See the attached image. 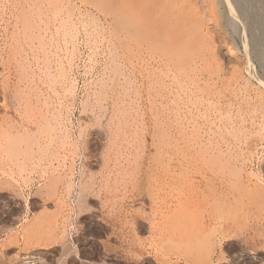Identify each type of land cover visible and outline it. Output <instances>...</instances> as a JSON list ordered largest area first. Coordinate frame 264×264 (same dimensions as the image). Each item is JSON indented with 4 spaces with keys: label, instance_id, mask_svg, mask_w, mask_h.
Returning a JSON list of instances; mask_svg holds the SVG:
<instances>
[{
    "label": "rangeland",
    "instance_id": "374dc122",
    "mask_svg": "<svg viewBox=\"0 0 264 264\" xmlns=\"http://www.w3.org/2000/svg\"><path fill=\"white\" fill-rule=\"evenodd\" d=\"M30 1L0 0V255L8 254L7 264H123L118 261L134 254L137 246L127 253L116 235L131 233L133 219L143 221L141 216L153 221L152 226L160 224L153 203L162 198L171 208L178 202L206 207L194 218L176 221L177 226H188L194 238L183 246L203 252L196 261L211 249L209 264H264V1L215 0L217 6L212 0H161L168 8L162 11L153 0L157 5L150 13L136 6L145 8L148 16L153 13L149 21L168 13V21L178 16L165 22L167 26L173 28L177 20L178 36L185 39L193 33L195 38L186 39L197 38L194 49L187 51L195 57L184 55L195 63L182 57L172 60L174 66L163 60L164 43L158 37L155 48H135L131 35L142 16L133 11L132 0L125 5L122 0L107 2L113 13L106 12L108 5L100 0ZM93 2L104 6L98 10ZM116 3L129 4L133 12L124 6L126 12L118 10ZM228 12L232 23L226 22ZM73 169L77 187L70 179ZM65 200L76 204L72 216ZM149 230L138 237L153 253L159 237ZM114 249L121 252L115 254Z\"/></svg>",
    "mask_w": 264,
    "mask_h": 264
},
{
    "label": "bare ground",
    "instance_id": "6f19581e",
    "mask_svg": "<svg viewBox=\"0 0 264 264\" xmlns=\"http://www.w3.org/2000/svg\"><path fill=\"white\" fill-rule=\"evenodd\" d=\"M18 1V0H17ZM30 1V0H29ZM37 1V0H36ZM36 1H35V3H36ZM39 1V0H38ZM37 1V2H38ZM47 1V0H46ZM51 1V0H50ZM56 1V0H55ZM67 1V0H66ZM76 1V0H75ZM92 1H94L95 2V0H92ZM98 1V0H97ZM101 1H103L104 3L106 2V4L108 5H106L105 7H106V9L104 8V10L107 12H110V10H107V9H111V7L109 8V3H111L110 1L111 0H100L99 2H101ZM114 1V0H113ZM116 1V0H115ZM119 1H121V0H119ZM129 1H131V0H129ZM129 1H128V3H129ZM146 1L147 0H132V6L133 5H135L134 6V12L136 11H138L139 12V16H140V18H141V16H142V20H141V22H140V25H137L135 28H136V31L134 32V31H132V32H134L135 34L134 35H131V34H133V33H130V35L131 36H133V38H134V41H135V43H136V46H135V48L136 47H138L137 45H141V44H144L145 46L144 47H156L155 46V42H156V38L158 37V40H162V42L164 43V44H162V46H161V50H162V52H163V57L165 58V59H163L165 62L167 61L168 63H171V64H173V66L174 65H177L176 63L174 64V61L175 60H177V58L178 59H180V58H182V57H184L185 59L187 58V56L189 55V54H191V52H192V50H191V52L190 53H187V51L189 50V49H194V46L192 45L194 42H193V40L195 41L196 39H193V38H195V37H193V33H189V35L190 36H192L191 37V39H186L187 37H189L190 38V36H188V33L186 34L187 35V37L185 38V39H182L180 36H178V34L176 33V31H178V29H175V27H176V24L175 23H177V27L176 28H179L180 29V27L181 26H179L178 24H180V22L178 23L177 22V20H173V24H174V27H173V25L171 24V27H173V28H170V27H168L167 26V16H168V12L170 11V9H172L171 7H174V6H171V3H170V9H169V11L168 12H166V13H168L167 14V16H166V14H165V17H167V18H165V17H159L160 18V20H156V19H154V20H150L149 21V17L150 18H152V14H151V16H148L149 15V13L152 11V10H154L155 8H159L160 6V8H162L161 10L162 11H167L168 10V8L167 7H163L162 5H164V3H163V1H161V0H155L156 2H157V4L159 3V6H155V5H157L156 4V2L155 1H153V0H151V2H150V0H149V2L151 3H149L148 1V3H146ZM167 2H169L168 0H166ZM175 1H178V2H180V0H175ZM183 1V0H182ZM181 1V2H182ZM186 1V0H185ZM213 1H215V0H212V3H213ZM217 1V0H216ZM216 1L214 2V4L216 3ZM264 1V0H263ZM16 2V1H15ZM26 2V1H25ZM31 2V1H30ZM42 2V1H41ZM40 2V3H41ZM45 2V1H44ZM48 2H49V0H48ZM52 2V1H51ZM50 2V3H51ZM78 2V1H77ZM81 2V1H80ZM79 2V3H80ZM87 2H88V0H87ZM93 2V3H94ZM99 2H96V3H94V5L95 4H97V3H99ZM103 2L102 3H100L102 6H104V4H103ZM107 2H109V3H107ZM117 2V1H116ZM122 2L124 3V5H125V3H127V0H126V2L124 1V0H122ZM143 2H144V4L146 5H144L143 4ZM152 2H154V4L152 3ZM177 2V3H178ZM184 2V1H183ZM187 2V1H186ZM224 2H225V0H223L222 2L219 0V3H221V4H224ZM227 2V1H226ZM11 3V2H10ZM43 3V2H42ZM57 3V2H56ZM82 3H84V2H82ZM86 3V2H85ZM118 3H121V2H118ZM131 3V2H130ZM136 3V4H135ZM163 3V4H162ZM175 3V2H174ZM177 3H175V4H177ZM185 3V2H184ZM26 4V3H25ZM24 4V5H25ZM44 4V3H43ZM47 4V3H46ZM53 4V3H52ZM69 4V3H68ZM72 4V3H71ZM92 4V3H91ZM99 4V5H100ZM117 4V3H116ZM140 4L141 5H143L146 9H148V11H149V9L151 10V8H152V10L151 11H149V13H147V10L145 9V8H143V9H138V7L137 8H135L136 6H140ZM161 4V5H160ZM187 4H188V2H187ZM186 4V5H187ZM189 4H190V1H189ZM5 5V4H4ZM34 5V4H33ZM38 6H39V4H37ZM50 5V4H49ZM54 5H56V4H54ZM54 5H50L51 7H53ZM65 5V4H64ZM74 5V4H73ZM115 5V4H114ZM121 5H122V3H121ZM121 5H119V4H117V8L118 7H121V9H123V6H121ZM127 5V7L126 6H124L125 8H128L130 5L129 4H126ZM129 5V6H128ZM152 5V6H151ZM184 5V4H183ZM216 5H217V3H216ZM229 5H230V3H229ZM27 6V5H26ZM35 6V5H34ZM85 6V5H84ZM88 6H90V5H88ZM101 6V7H102ZM112 6V5H111ZM143 6H141V8L143 7ZM153 6H155V8H153ZM185 6V5H184ZM214 6V5H213ZM218 6V5H217ZM231 6V5H230ZM16 7H17V5H16ZM23 7V6H22ZM28 7V6H27ZM44 7V6H43ZM55 7V6H54ZM65 7H67V6H65ZM70 7V6H69ZM91 7V6H90ZM100 7V6H99ZM100 7V8H101ZM115 7V6H114ZM131 7V6H130ZM129 7V9H128V12L129 11H132V10H130V9H133V7L132 8H130ZM179 9H180V5H178L177 6ZM182 7V6H181ZM187 7H188V5H187ZM191 7V6H190ZM221 7V6H220ZM9 8V7H8ZM33 7H32V5H31V9H32ZM39 8V7H38ZM71 8V7H70ZM92 8V7H91ZM98 10L100 9V8H98V4H97V7H96ZM112 8H113V6H112ZM117 8H115V9H113V11L114 10H116ZM123 9L122 11L124 12L125 10L127 11V9ZM175 8V7H174ZM174 8H173V10H174ZM14 9V8H13ZM17 9V8H16ZM28 9V8H27ZM27 9H25V11L27 10ZM53 9V8H52ZM66 9V8H65ZM68 9V8H67ZM83 9V8H82ZM93 9H94V7H93ZM103 9V8H102ZM120 9V10H121ZM137 9V10H136ZM175 9H177V8H175ZM195 9V12L198 10H196V8H194ZM193 8H191V10H194ZM233 9V8H232ZM242 9V8H241ZM263 9V8H262ZM4 10V9H3ZM35 10V9H34ZM47 10H48V7H47ZM71 10V9H70ZM96 10V9H95ZM94 10V11H95ZM118 10H119V8H118ZM142 10V11H141ZM143 10L146 12H143ZM158 10V9H157ZM37 11H38V9H37ZM37 11H34V12H37ZM43 11V10H42ZM46 11V10H45ZM104 11V12H105ZM119 12L120 14H122L123 12ZM125 11V12H126ZM132 11V12H133ZM177 11V10H176ZM178 11H180V10H178ZM177 11V12H178ZM183 11V10H182ZM242 11V10H241ZM20 12V11H19ZM24 12V11H23ZM39 12V11H38ZM103 12V13H104ZM105 12V13H106ZM111 12H112V10H111ZM110 12V13H111ZM114 12H116V11H114ZM160 12V11H159ZM188 12H190V10H188ZM194 12V11H193ZM226 12V11H225ZM231 12V11H230ZM233 12V11H232ZM25 13V12H24ZM43 13V12H42ZM113 13V12H112ZM117 13V12H116ZM118 13V14H119ZM130 13V12H129ZM173 13L174 12H172V13H170V14H172L173 15ZM191 13H192V11H191ZM223 13V12H222ZM246 13V12H245ZM257 13V12H256ZM261 13V12H260ZM20 14V13H19ZM54 14V13H53ZM74 14V12H72V15ZM101 14V13H100ZM124 14H126V13H124ZM122 15V17H124V16H126V15ZM128 14V13H127ZM133 14V13H132ZM162 14V13H161ZM160 14V15H161ZM196 14V13H195ZM227 14V13H226ZM255 14V13H254ZM6 15V14H5ZM16 15V14H15ZM21 15V14H20ZM30 15V14H29ZM28 14H27V16H29ZM36 15H38V14H36ZM45 15H46V13H45ZM52 15V14H51ZM66 15V14H65ZM68 15V14H67ZM66 15V16H67ZM186 15H187V13H186ZM186 15H184V16H186ZM193 15V14H192ZM235 15V14H234ZM257 15V14H256ZM255 15V16H256ZM259 15V14H258ZM258 15H257V17H258ZM50 16V15H49ZM56 16V15H55ZM119 16H121V15H119ZM119 16H117L118 18H120ZM146 16V17H145ZM147 16H148V18H147ZM162 16H164V14H162ZM169 16H171V15H169ZM182 16V15H181ZM181 16L179 17V18H181ZM222 16V15H221ZM227 17H226V22L227 23H232V20H231V18L233 17V15H232V13H229L228 12V14L226 15ZM254 16V15H253ZM260 16V15H259ZM263 16V15H262ZM39 17V16H38ZM53 17H54V15H53ZM61 17V16H60ZM70 17H71V15H70ZM69 17V18H70ZM116 16H114V18H117ZM155 17V16H154ZM158 17V16H157ZM156 17V18H157ZM173 17V16H172ZM172 17H169L170 19H169V21L168 22H170V20H171V18ZM175 17H178V16H175ZM174 17V18H175ZM190 17H191V15H190ZM192 17H194V15L192 16ZM196 17V16H195ZM225 16H223V18H224ZM2 18V17H1ZM22 18V17H21ZM23 18H25V17H23ZM117 18V19H118ZM174 18H172V19H174ZM185 18V17H184ZM187 18V17H186ZM185 18V19H186ZM26 19V18H25ZM25 19H23V20H25ZM29 19V21H30V18H28ZM33 19V18H32ZM31 19V20H32ZM54 19V18H53ZM52 19V20H53ZM147 19H148V21H147ZM177 19V18H176ZM188 19V18H187ZM190 19H192V18H190ZM254 19V18H253ZM252 19V20H253ZM17 20V19H16ZM19 20V19H18ZM27 20V19H26ZM25 20V21H26ZM106 20V19H105ZM163 20V21H162ZM182 20V19H181ZM194 19H192V21H193ZM260 20H261V18H260ZM32 21H34V20H32ZM31 21V22H32ZM39 21V20H38ZM85 21V20H84ZM101 21V20H100ZM144 21H147V22H145V23H143ZM179 21V20H178ZM18 22V21H17ZM21 22V21H20ZM27 22V21H26ZM43 22V20L41 21V23ZM58 22H59V20H58ZM73 22V21H72ZM88 22V21H87ZM166 22V23H165ZM187 22V21H186ZM22 23H23V21H22ZM21 23V24H22ZM30 23V22H29ZM33 23V22H32ZM31 23V24H32ZM35 23V25H38V24H36V22H34ZM67 23V22H66ZM71 23V22H70ZM100 23V22H99ZM143 23V24H142ZM165 23V24H164ZM226 23V24H227ZM258 23V22H257ZM262 23V22H261ZM31 24H28V25H30L31 26ZM68 24V23H67ZM186 24V23H185ZM262 24H264V22L262 23ZM15 25V24H14ZM40 25V24H39ZM45 25V24H44ZM88 25V24H87ZM86 25V26H87ZM154 25H155V27H157L156 28V30H158L156 33H154V32H152L151 31V27H154ZM169 26H170V24H168ZM181 25V24H180ZM259 25H261L260 23H259ZM22 25H20V27H21ZM45 26H47V25H45ZM60 26V25H59ZM64 26V25H63ZM81 26V25H80ZM85 26V25H84ZM115 26H117V25H115ZM179 26V27H178ZM196 26V25H195ZM232 26H233V24H232ZM231 26V27H232ZM235 26V25H234ZM264 26V25H263ZM26 27V26H25ZM29 29H30V27L29 26H27ZM32 27H34V26H32ZM31 27V28H32ZM48 27V26H47ZM73 28H74V26H72ZM154 27V28H155ZM183 27V26H182ZM198 26H196V29H198L197 28ZM17 28V27H16ZM15 28V29H16ZM38 28H39V26H38ZM42 28H44V27H42ZM186 28V27H185ZM185 28H183V29H185ZM222 28H224L223 26H222ZM263 28V27H262ZM21 29V28H20ZM77 29V28H76ZM175 29V30H174ZM182 28H181V30H183ZM189 29V28H188ZM191 29H194V27L193 28H191ZM225 29V28H224ZM22 30V29H21ZM26 30V28L23 30V31H25ZM32 30V29H31ZM135 30V29H134ZM155 30V29H154ZM181 30H179V31H181ZM236 30V29H235ZM17 31V30H16ZM55 31V30H54ZM78 31V30H77ZM126 31V33H127V30H125ZM186 31V30H185ZM192 31H194V33L196 34L197 32H195L196 30H192ZM243 31V30H242ZM13 32V31H12ZM27 32H28V35L30 34L31 36H32V33H30L28 30H27ZM45 32H47V31H45ZM44 32V33H45ZM74 32V31H73ZM80 32V31H79ZM160 34H159V33ZM264 31H262V33H263ZM22 33V32H21ZM182 33V32H181ZM198 33L200 34V32L198 31ZM17 33H15V35H16ZM27 34V33H26ZM37 34L38 35H36V36H39V33L37 32ZM191 34H193V35H191ZM198 34V35H199ZM27 35V36H28ZM125 35V34H124ZM128 35V34H127ZM126 35V36H127ZM43 36V35H42ZM75 36H76V34H75ZM197 36V35H196ZM225 36V35H224ZM29 37V36H28ZM33 37V36H32ZM32 37H31V44H33V42H32ZM35 37V36H34ZM33 37V38H34ZM40 37H41V35H40ZM63 37V36H62ZM117 37V36H116ZM128 38H130L129 37V35L127 36ZM257 37V36H256ZM264 37V36H263ZM11 38V37H10ZM30 38V37H29ZM43 38H44V36H43ZM42 38V39H43ZM61 38V37H60ZM122 38V37H121ZM127 38V39H128ZM160 38V39H159ZM183 38H184V36H183ZM200 38V37H199ZM225 38V37H224ZM14 39V38H13ZM44 39H46V38H44ZM127 39H124V40H121V41H125V40H127ZM210 39V38H209ZM26 40H27V37H26ZM38 40V39H37ZM65 40V39H64ZM130 40V39H129ZM187 40V41H186ZM226 40V39H225ZM261 40H262V38H261ZM17 41V40H16ZM27 41H30V39L29 40H27ZM51 41H52V39H51ZM130 42H133V41H130ZM130 42H128V40H127V44L128 43H130ZM193 42V43H192ZM196 42V41H195ZM263 42V41H262ZM51 43V42H50ZM64 43H65V41H64ZM134 43V42H133ZM161 43V42H160ZM198 43V42H197ZM200 43V42H199ZM14 44V43H13ZM20 44V43H19ZM30 44V43H29ZM54 44H55V42H54ZM74 44V43H73ZM132 44V43H131ZM8 45V44H7ZM16 46L18 45V43L17 44H15ZM42 45V44H41ZM118 45V44H117ZM129 45V44H128ZM214 45V44H213ZM132 46V45H131ZM193 46V48H191ZM196 46V45H195ZM13 47V46H12ZM49 47V46H48ZM141 47V46H140ZM139 47V48H140ZM244 47V46H243ZM22 48H23V46H22ZM44 48V47H43ZM138 48V49H139ZM147 48V49H148ZM197 48V47H196ZM195 48V49H196ZM10 49V48H9ZM11 49H13V48H11ZM19 49H20V47H19ZM45 49V48H44ZM152 49V48H151ZM199 49V48H198ZM246 49V48H245ZM3 50V49H2ZM15 50V49H14ZM18 50V49H17ZM73 50V49H72ZM115 50V49H114ZM150 50V49H149ZM148 50V51H149ZM30 51V50H29ZM35 51V50H34ZM68 51V50H67ZM116 51V50H115ZM195 51V50H194ZM249 51V50H248ZM44 52H45V50H44ZM9 53H12V54H10V55H13V51H11V52H9ZM9 53H8V55H9ZM27 53V52H26ZM32 53V52H31ZM46 53V52H45ZM120 53V52H119ZM138 53V52H137ZM152 53V52H151ZM193 53V52H192ZM214 53V52H213ZM212 53V54H213ZM49 54H50V52H49ZM149 54H150V52H149ZM153 54V53H152ZM187 54V56H184V55H186ZM30 55V54H29ZM14 56V55H13ZM32 56V55H31ZM38 56V55H37ZM43 56V55H42ZM46 56V55H45ZM60 56V55H59ZM135 56V55H134ZM143 56V55H142ZM161 56V55H160ZM191 57L193 56V55H190ZM190 56H188V57H190ZM56 57V56H55ZM117 57V56H116ZM122 57V56H121ZM154 57V56H153ZM193 57H195V56H193ZM208 57V56H207ZM214 57V56H213ZM14 58V57H13ZM23 58V57H22ZM41 58V57H40ZM160 58H162V57H160ZM183 58V59H184ZM6 59V58H5ZM4 59V60H5ZM33 59V58H32ZM31 59V60H32ZM59 59V58H58ZM174 59V61H172ZM194 59V58H193ZM253 59H255V58H253ZM14 60V59H13ZM12 60V61H13ZM68 60V59H67ZM146 60V59H145ZM144 60V61H145ZM189 59H186L185 61H188ZM195 60H196V58H195ZM16 61V60H15ZM150 61V60H149ZM155 61H157V60H155ZM162 61V60H161ZM178 61H180V60H178ZM192 60L190 59L189 60V62L192 64V63H195V61L194 62H191ZM197 61V60H196ZM17 62H19V61H17ZM28 62V61H27ZM68 62V61H67ZM142 62V61H141ZM166 62V63H167ZM177 62V61H176ZM215 62V61H214ZM219 62V61H218ZM44 63V62H43ZM160 63V62H159ZM166 63H165V65H166ZM187 63V62H186ZM185 62H183V65L182 64H180V65H182V67H183V69H184V65L186 64ZM216 63V62H215ZM8 64H10V63H8ZM19 64V63H18ZM70 64H72V63H70ZM153 64V63H152ZM21 65H22V63H21ZM32 65V64H31ZM35 65H37V64H35ZM190 65V64H189ZM188 65V66H189ZM197 65V64H196ZM219 65V64H218ZM18 66V65H17ZM23 66V65H22ZM71 66V65H70ZM186 66H187V64H186ZM206 66V65H205ZM35 67V66H34ZM152 67V66H151ZM162 67V66H161ZM178 67H179V63H178ZM181 67V66H180ZM179 67V68H180ZM218 67V66H217ZM9 68V67H8ZM24 68V67H23ZM22 68V69H23ZM49 68V67H48ZM167 68V67H166ZM178 68V69H179ZM194 68V67H193ZM192 68V69H193ZM154 69V68H153ZM156 69V68H155ZM153 70V71H156V70ZM182 69V70H183ZM221 69V68H220ZM219 69V70H220ZM251 69V68H250ZM40 69H38V71H39ZM21 71V70H20ZM25 71V70H24ZM180 71H181V69H180ZM189 71V70H188ZM14 72V71H13ZM139 72V71H138ZM169 72V71H168ZM251 72H252V69H251ZM20 73V72H19ZM26 73V72H25ZM108 73V72H107ZM143 73V72H142ZM164 73V72H163ZM176 73V72H175ZM8 74V73H7ZM153 74V73H152ZM171 74H173V73H171ZM48 75V74H47ZM68 75V74H67ZM113 75V74H112ZM151 75V74H150ZM160 75V74H159ZM6 76V75H5ZM21 76H22V74H21ZM26 76V75H25ZM136 76V75H135ZM139 76V75H138ZM153 76V75H152ZM174 76V75H173ZM151 77V76H150ZM260 77V76H259ZM7 78V77H6ZM174 78V77H173ZM27 79V78H26ZM53 79V78H52ZM55 79V78H54ZM113 79V78H112ZM141 79V78H140ZM151 79V78H150ZM158 79V78H157ZM167 79V78H166ZM10 80V79H9ZM29 80V79H28ZM31 80V79H30ZM48 80V79H47ZM25 81V80H24ZM34 81V80H33ZM136 81V80H135ZM151 81V80H150ZM158 81H160V80H158ZM196 81V80H195ZM19 82V81H18ZM154 82V81H153ZM177 82V81H176ZM227 82H229V81H227ZM263 82V81H262ZM11 83V82H10ZM32 83V82H31ZM157 83V82H156ZM172 83V82H171ZM53 84V83H52ZM130 84V83H129ZM151 84V83H150ZM154 84V83H153ZM163 84V83H162ZM183 84V83H182ZM11 85V84H10ZM184 85V84H183ZM137 86V85H136ZM150 86V85H149ZM152 86V85H151ZM207 86V85H206ZM1 87V86H0ZM19 87V86H18ZM34 87V86H33ZM70 87V86H69ZM191 87V86H190ZM197 87H198V85H197ZM28 88V87H27ZM138 88V87H137ZM141 88V87H140ZM150 88V87H149ZM21 89V88H20ZM15 90V89H14ZM13 90V91H14ZM18 90V89H17ZM39 90V89H38ZM149 90H151V89H149ZM157 90V89H156ZM163 90V89H162ZM166 90V89H165ZM256 90V89H255ZM6 92V91H5ZM22 92V91H21ZM35 92H36V90H35ZM39 92V91H38ZM163 92V91H162ZM17 94V93H16ZM136 94V93H135ZM176 94V93H175ZM159 95H160V93H159ZM170 95V94H169ZM212 95V94H211ZM15 96V95H14ZM13 96V97H14ZM27 96V95H26ZM25 96V97H26ZM36 96H38V95H36ZM24 97V96H23ZM28 98V97H27ZM147 98V97H146ZM163 98V97H162ZM255 98V97H254ZM13 99V98H12ZM43 99V98H42ZM152 99V98H151ZM156 99V98H155ZM195 99V98H194ZM218 99V98H217ZM46 100V99H45ZM148 100V99H147ZM254 100V99H253ZM258 100V99H257ZM23 101V100H22ZM30 101V100H29ZM25 102V101H24ZM27 102V101H26ZM37 102V101H36ZM35 102V103H36ZM53 102V101H52ZM150 102V101H149ZM3 103V102H2ZM171 103V102H170ZM211 103V102H210ZM157 104V103H156ZM34 105H36V104H34ZM45 105V104H44ZM161 106V105H160ZM24 107V106H23ZM27 107V106H26ZM39 107V106H38ZM42 107V106H41ZM160 108V107H159ZM163 108V107H162ZM229 108V107H228ZM32 109H34V108H32ZM146 109V108H145ZM157 109V108H156ZM39 110V109H38ZM218 110H219V108H218ZM19 111V110H18ZM28 111H29V109H28ZM28 111H26V112H28ZM157 111V110H156ZM25 112V114H27ZM35 112V111H34ZM166 112H167V110H166ZM24 113V112H23ZM158 114V113H157ZM166 114V113H165ZM199 114V113H198ZM29 115V114H28ZM28 115H26V116H28ZM31 116V115H30ZM35 116H37V115H35ZM184 116V115H183ZM7 117V116H6ZM55 117V116H54ZM5 118V117H4ZM31 118V117H30ZM226 118V117H225ZM46 119V118H45ZM191 119V118H190ZM190 119H189V121H190ZM184 120V119H183ZM35 121V120H34ZM155 121V120H154ZM21 122V121H20ZM31 122V121H30ZM215 122V121H214ZM42 123V122H41ZM195 123V122H194ZM19 124V123H18ZM37 125V124H36ZM56 125H58V124H56ZM38 126V125H37ZM43 126V125H42ZM63 126V125H62ZM233 126V125H232ZM135 127V126H134ZM204 127V126H203ZM245 127V126H244ZM29 128V127H28ZM39 128V127H38ZM48 128V127H47ZM162 128V127H161ZM193 128V127H192ZM216 128V127H215ZM25 129V128H24ZM40 129V128H39ZM38 129V130H39ZM42 129V128H41ZM40 129V130H41ZM60 129V128H59ZM179 129V128H178ZM209 129V128H208ZM45 130V129H44ZM50 130H52V129H50ZM70 130V129H69ZM190 130V129H189ZM193 130H194V128H193ZM198 130V129H197ZM200 130V129H199ZM2 131V130H1ZM21 131H23V130H21ZM160 131H161V129H160ZM164 131V130H163ZM162 131V132H163ZM183 131V130H182ZM238 131V130H237ZM38 132V131H37ZM63 132V131H62ZM165 132V131H164ZM196 132V131H195ZM210 132V131H209ZM80 133V132H79ZM221 133V132H220ZM240 133V132H239ZM23 134V133H22ZM29 134V133H28ZM45 134V133H44ZM48 134V133H47ZM169 134V133H168ZM21 135V134H20ZM46 135V134H45ZM58 135V134H57ZM203 135V134H202ZM10 136V135H9ZM8 136V134H7V136L6 137H9ZM41 136V135H40ZM55 136V135H54ZM11 137V136H10ZM22 138H23V136H21ZM20 137V138H21ZM42 137V136H41ZM47 137V136H46ZM59 137V136H58ZM225 137V136H224ZM19 138V139H20ZM187 138V137H186ZM6 139H9V138H6ZM26 139H28V138H26ZM193 139V138H192ZM10 140H11V138H10ZM25 140V139H24ZM36 140V139H35ZM158 141V140H157ZM161 141V140H160ZM207 141V140H206ZM30 142H32V141H30ZM43 142V141H42ZM138 142V141H137ZM33 143V142H32ZM202 143V142H201ZM37 145V144H36ZM18 146V145H17ZM33 146V145H32ZM39 146V145H38ZM153 146V145H152ZM10 147H11V145H10ZM16 147V146H15ZM14 148V147H13ZM17 148V147H16ZM20 148V147H19ZM23 148H25L26 149V147L24 146ZM31 148H33V147H31ZM133 148V147H132ZM29 149V148H28ZM8 150V149H7ZM13 150V149H12ZM20 150V149H19ZM38 150V149H37ZM228 150V149H227ZM22 151V150H21ZM11 152H13V151H11ZM15 152H16V150H15ZM23 152H26L27 153V151L25 150V151H23ZM29 152V151H28ZM17 153V152H16ZM25 153V154H26ZM218 153V152H217ZM20 154V153H19ZM34 154V153H33ZM36 154H37V152H36ZM241 154V153H240ZM208 155V154H207ZM222 155H223V153H222ZM58 156V155H57ZM52 157V156H51ZM261 157V156H260ZM28 158V157H27ZM26 158V159H27ZM33 158V157H32ZM212 158V157H211ZM232 158V157H231ZM30 159V158H29ZM71 159H72V157H71ZM34 160V159H33ZM257 160V159H256ZM28 161V160H27ZM23 162V161H22ZM29 162V161H28ZM31 162V161H30ZM19 164V163H18ZM169 164V163H168ZM16 165V164H15ZM21 165H22V163H21ZM20 165V166H21ZM49 165V164H48ZM221 165V164H220ZM3 166V165H2ZM20 166H19V168H20ZM24 166V165H23ZM32 166V165H31ZM30 166V167H31ZM160 166V165H159ZM44 167H46V166H44ZM50 167V166H49ZM3 168V167H2ZM47 168V167H46ZM53 168V167H52ZM72 168V167H71ZM143 168V167H142ZM9 169H10V167H9ZM8 169V170H9ZM56 169H58V168H56ZM173 169V168H172ZM234 169V168H233ZM239 169V168H238ZM242 169V168H241ZM240 169V170H241ZM20 170V169H19ZM44 170H45V168H44ZM75 170L76 169H73L70 173H71V183L73 184V186H75L76 184H75V179H76V177H75ZM166 170V169H165ZM170 170V169H169ZM168 170V171H169ZM5 171V170H4ZM57 171V170H56ZM67 172V171H66ZM77 172V171H76ZM143 172V171H142ZM165 172V171H164ZM238 172V171H237ZM58 173V172H57ZM69 173V174H70ZM80 173V171L77 173V174H79ZM167 173V172H166ZM233 173H234V171H233ZM49 174V173H48ZM53 174V173H52ZM253 174V173H252ZM80 175V174H79ZM172 175V174H171ZM170 175V176H171ZM174 175H175V173H174ZM239 175V174H238ZM257 175V173H255V176ZM258 175H259V173H258ZM50 176V175H49ZM69 176V175H68ZM166 176V175H165ZM169 176V175H168ZM236 176V175H235ZM248 176V175H247ZM249 176H250V174H249ZM248 176V178H250L251 179V177H249ZM63 177H65V176H63ZM157 177V176H156ZM163 177V176H162ZM177 177V176H176ZM8 178V177H7ZM122 178V177H121ZM165 178V177H164ZM169 178V177H168ZM171 178V177H170ZM174 178V177H173ZM172 178V179H173ZM259 178V177H258ZM257 178V179H258ZM50 179V178H49ZM130 179V178H129ZM158 179V178H157ZM253 179V178H252ZM255 179V178H254ZM4 180V179H3ZM53 180V179H52ZM159 180H160V178H159ZM168 180V179H167ZM261 180V179H260ZM61 181V180H60ZM79 181V180H78ZM156 182H157V180H155ZM165 181V180H164ZM249 181V180H248ZM257 181V180H256ZM1 182V181H0ZM53 182H55L56 183V181H53ZM77 182V181H76ZM166 182V181H165ZM254 182V181H253ZM259 182V181H258ZM258 182H257V184H258ZM264 182V181H263ZM262 182V183H263ZM52 183V182H51ZM78 183H80V182H78ZM77 183V184H78ZM247 183V182H246ZM249 183V182H248ZM260 183H261V181H260ZM259 183V184H260ZM105 184V183H104ZM163 184V183H162ZM166 184H168V183H166ZM251 184H252V182H251ZM257 184H252V185H254V186H256ZM5 185V184H4ZM53 185V184H52ZM1 186V185H0ZM78 186V185H77ZM77 186H75V187H77ZM167 186V185H166ZM258 186V185H257ZM260 186V185H259ZM264 185L262 184L261 185V187H263ZM9 187V186H8ZM11 187V186H10ZM50 187V186H49ZM143 187V186H142ZM253 187V186H252ZM47 188V187H46ZM53 188H54V185H53ZM80 188V187H79ZM258 188H260V187H258ZM8 189V188H7ZM11 189V188H10ZM19 189V188H18ZM164 189H165V187H164ZM171 189V188H170ZM257 189V188H256ZM261 189V188H260ZM260 189H258V190H260ZM263 189H264V187H263ZM147 190V189H146ZM262 190V189H261ZM7 191V190H6ZM20 191V190H19ZM57 191V190H56ZM109 191V190H108ZM172 191V190H171ZM257 191V190H256ZM161 192H163L164 193V191H161ZM250 192V191H249ZM261 192V191H260ZM264 192V190L262 191V193ZM72 193H73V191L69 194V195H72ZM252 193V192H251ZM258 193V192H257ZM165 194V193H164ZM170 194V193H169ZM168 194V195H169ZM68 195V196H69ZM77 195V194H76ZM78 195H80V194H78ZM92 195V194H91ZM67 196V197H68ZM162 196V195H161ZM258 196V195H257ZM262 196V195H261ZM76 197V196H75ZM144 197V196H143ZM192 197V196H191ZM52 198V197H51ZM63 198V197H62ZM138 198V197H137ZM155 198H157V197H155ZM68 200V199H67ZM67 200H65V205H67L66 206V209H68L67 211H68V213H67V215L69 214L70 216H72V214L74 213V209H75V203L73 202V204H70V205H68L67 204ZM70 200V199H69ZM76 200V199H75ZM157 200V199H156ZM192 200V199H191ZM186 201V200H185ZM188 201V200H187ZM57 202V201H56ZM63 202V201H62ZM182 202V201H181ZM199 202V201H198ZM52 203V202H51ZM70 203V202H69ZM208 203V202H207ZM57 205V204H56ZM126 205V204H125ZM204 204H201L200 202L199 203H196V202H184V203H179L178 202V206H175V205H173V206H175L174 208H171V206H170V203H167V201H163V198H162V201L160 200L159 202L157 201H155L154 203H153V206H154V210H155V212L158 214L159 213V218H160V216H161V220H162V222L161 221H159V223L160 224H155L154 226H152L151 224L153 223V221H152V223H150V221H148L149 220V218H144L143 216H141V220H143V221H138V222H136V220L137 219H133V221L134 222H132L133 223V225H134V227L131 229L132 231H131V233H119V234H117L116 235V237H115V239H118L119 241H120V245L121 246H123L122 244H125V246H126V252L127 253H129L130 254V252L129 251H131L132 249H131V247H133V246H137V248L135 247V249L133 248V250H134V252H132L131 251V253H134V254H130L131 256H125V258L123 259V261H118V262H122L123 264H171L172 263V261L174 260V262H176V263H184L185 264V262H186V264H209V262H210V259H212L211 258V249H208L207 250V254H206V257L205 258H202V260L200 261V262H198V261H196L197 259V257H199L200 255V253H203V252H199L198 253V250L196 251L195 250V248H193L192 246V249H189V248H186L185 246H187V243L188 242H191L192 240H191V234L189 235L188 233V230L189 229H187V227L188 226H186L185 228H184V226H177L178 224L176 223V221L177 220H185V219H188V217H193L194 218V216H196L197 215V212H198V210H200L199 212H202V209H206V207L205 206H203ZM211 205V204H210ZM210 205H208L207 206V208L208 209H212L213 210V208L215 209V207H211ZM61 206V205H60ZM153 206H152V208H153ZM213 206H214V203H213ZM224 206V205H223ZM59 207V206H58ZM217 207V206H216ZM225 207V206H224ZM223 207V208H224ZM231 207V206H230ZM230 207H228L229 209H230ZM226 209H227V206H226ZM215 210H218L217 208L215 209ZM234 210V209H233ZM209 211H211V210H208V212ZM241 211V210H240ZM203 212H205V211H203ZM208 212L206 211V215L208 214ZM88 213V212H87ZM157 214H154V217L157 215ZM201 214V213H200ZM198 215H199V213H198ZM217 215H218V213H217ZM200 216V215H199ZM198 216V217H199ZM208 216V215H207ZM213 216H215V214L213 215ZM54 217V216H53ZM152 218V217H151ZM212 218V217H211ZM67 219V218H66ZM154 219V218H153ZM201 219V218H200ZM40 220V219H39ZM68 220V219H67ZM213 220V219H212ZM29 222V221H28ZM39 222V221H38ZM178 222V221H177ZM65 223V222H64ZM158 223V222H157ZM203 222H201V224H202ZM30 224V223H29ZM34 224V223H33ZM40 224V223H39ZM154 224V223H153ZM182 225H183V223H181ZM201 224L198 226V225H196L195 227L197 228V227H200L201 226ZM204 224V223H203ZM203 224H202V226H203ZM184 225H186V224H184ZM209 226L211 225V224H208ZM116 226V225H115ZM125 226V225H124ZM130 226V225H129ZM68 227V226H67ZM121 227V226H120ZM179 227H183V229H181V228H179ZM194 227V226H193ZM208 227V226H207ZM118 228V227H117ZM131 228V227H130ZM202 228L203 227H201V230H202ZM205 228V227H204ZM203 228V231H205V230H207V229H204ZM67 229V228H66ZM65 229V230H66ZM153 230L154 231V233L153 234H155V235H157L158 237H159V239H157V240H159V241H157V244H159V246L157 247L156 246V248H154L153 249V253H150V251H146L147 249H145V247H147L146 245L145 246H143L144 245V243H146L145 241L143 242L141 239H140V237H138L139 236V233H146L145 231L146 230ZM178 229V230H177ZM198 229V228H197ZM149 230V231H150ZM196 229H194V231H195ZM199 230H200V228H199ZM198 230V231H199ZM209 230V229H208ZM152 231V232H153ZM190 231H191V229H190ZM66 232V231H65ZM64 232V233H65ZM202 232V231H201ZM24 233V232H23ZM61 233H63V232H61ZM63 233V234H64ZM149 233V232H148ZM203 234L204 233H206V232H202ZM208 235H206V236H208V238L210 237L209 235H210V233H207ZM15 235H17V234H15ZM205 235V234H204ZM50 236V235H49ZM60 236H61V234H60ZM60 236H57L59 239H61L60 238ZM64 236H65V234H64ZM149 236V235H148ZM151 236V235H150ZM154 236V235H153ZM10 237V236H9ZM63 238V237H62ZM149 239H151V238H149ZM156 239V238H155ZM13 240H15V239H13ZM12 240V241H13ZM50 240V239H49ZM65 240V239H64ZM22 241V240H21ZM42 242H43V240H41ZM147 241V240H146ZM152 241V240H151ZM194 241V240H193ZM4 242V241H3ZM10 242V241H9ZM18 242V241H17ZM208 242V241H207ZM22 243V242H21ZM63 244H65V242H62ZM119 243V242H118ZM152 243H153V241H152ZM162 243H164V245H165V243H168V244H166L165 246H163L162 245ZM176 243V245L177 246H175L174 247V245L173 244H175ZM12 244V243H11ZM17 244V243H16ZM24 244V243H23ZM22 244V245H23ZM39 244V243H38ZM148 244V243H147ZM151 244V243H150ZM206 244V243H205ZM43 245V244H42ZM66 245V244H65ZM154 245V244H153ZM183 245H185V246H183ZM45 246H47V244L45 245ZM213 246H214V244H213ZM249 246V245H248ZM15 247V246H14ZM153 246H151V248H152ZM206 247H209L208 246V244L206 245ZM212 247V246H211ZM47 248V247H46ZM203 248V247H202ZM210 248V247H209ZM119 249V248H118ZM131 249V250H130ZM207 249V248H206ZM205 249V250H206ZM116 249H114L113 251H115ZM213 250H214V248H213ZM63 252H66V250H63ZM121 251L120 250H116L114 253L115 254H119ZM204 253H206V251H204ZM8 255V254H7ZM7 255H5L4 253H1V255H0V258H2V259H0L1 260V262H0V264H7V259L6 258H4V257H6ZM128 255V254H127ZM204 256V255H203ZM23 257V256H22ZM115 257L116 258H119L118 256H116L115 255ZM114 259V258H113ZM196 259V260H195ZM10 261H11V259H9ZM26 260V259H25ZM14 261V260H13ZM9 262V261H8ZM36 262V261H35ZM23 263H24V261H23ZM31 263H33V262H31ZM10 264H12L11 262H10ZM13 264H22V262L19 260V261H15ZM30 264V263H29ZM35 264V263H34ZM120 264V263H119Z\"/></svg>",
    "mask_w": 264,
    "mask_h": 264
}]
</instances>
